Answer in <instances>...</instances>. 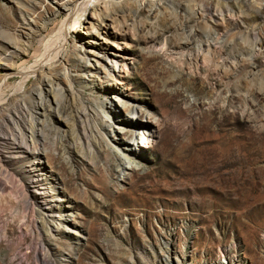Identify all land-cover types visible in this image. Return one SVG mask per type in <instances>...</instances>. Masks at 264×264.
<instances>
[{
  "label": "rangeland",
  "instance_id": "obj_1",
  "mask_svg": "<svg viewBox=\"0 0 264 264\" xmlns=\"http://www.w3.org/2000/svg\"><path fill=\"white\" fill-rule=\"evenodd\" d=\"M85 1L0 0V264H264V0Z\"/></svg>",
  "mask_w": 264,
  "mask_h": 264
},
{
  "label": "bare ground",
  "instance_id": "obj_2",
  "mask_svg": "<svg viewBox=\"0 0 264 264\" xmlns=\"http://www.w3.org/2000/svg\"><path fill=\"white\" fill-rule=\"evenodd\" d=\"M97 2L98 0H87V1H85V3L78 9V10H73L72 11V13H71V18L72 17H74V25L77 23L78 24V22H79V17H80V15H82V12H84L85 10H86V7L90 4V3H92V5H93V2ZM101 1V0H100ZM144 1V0H143ZM146 1V3H147V5H148V3H149V0H145ZM153 0H151V2H152ZM155 1V0H154ZM153 1V2H154ZM146 3H145V7H147V5H146ZM149 6V5H148ZM186 8H184V10H185ZM232 10V8H230V11ZM213 12V11H212ZM221 15H223L222 13H221ZM219 17V16H218ZM70 18V19H71ZM70 21V20H69ZM69 26V25H68ZM65 29V28H64ZM67 28H66V30H65V33L64 34H62L61 35V38H59V37H57V38H59V40L57 41V42H64V43H66V39H65V36H66V34H67ZM62 33V32H61ZM58 45V44H57ZM56 46V44H49V45H47L45 48H44V50L42 51V53H41V55H40V57L38 58V60L36 61V63H32V64H30L25 70H24V73H25V71H27L29 74H31V73H35L40 67H42L46 62L48 63V65H50L52 62L54 63L55 61V59H56V57H57V54L60 52V50L59 49H55L54 47ZM44 67H45V65H44ZM29 69H31V70H29ZM8 76L10 75V74H12L11 72H5ZM26 74V73H25ZM29 74H28V76H26V77H24V79L23 80H28V77H29ZM35 75V74H34ZM7 80V79H6ZM17 90H19V89H17ZM50 93V92H49ZM4 95V96H3ZM40 95H43L42 93H40ZM46 96H47V93H46ZM8 100V98L6 97V94H2V98H1V95H0V143L2 142V141H4V143H5V137H6V135H7V129L8 128H10L11 129V127H10V125H12V127H13V125L14 126H16V125H18V126H21L22 128H27V126L29 125V122H30V117H32L33 119V123H34V125H35V122H38V128H37V131H36V135H37V139H34V138H31V140H30V138H28V141H27V147L26 146H21L20 144H19V136L16 134L15 136H14V138L13 139H11V142H6L5 144H6V146L8 147V148H14L15 146L17 147V145H18V148L24 153V155H26L27 156V154H28V152H27V150H28V147L30 146L29 144H28V142L29 141H31L32 142V144H34V143H36V147H37V149H40V150H42V151H44V150H47V145L49 144V143H39V140H40V137H41V135L40 134H46V132H48L47 134H46V138H48V136L50 135V132L53 130V128H51L50 130L49 129H47V126H45V121L44 120H42V116H40V117H37L35 114H33V109H34V106H33V104H31V102L29 101V103H30V106L28 107V108H25V106L23 105V104H21L20 105V107H16V106H14L13 108H11V109H9V112L11 113H13V117H12V119H9V124H7V127H4L3 125H2V123H1V117H3V115H1L2 114V107H3V105H5L6 103V101ZM28 99L26 98V100H24L26 103H28V101H27ZM28 103V104H29ZM44 103V102H43ZM42 103V101L38 104V108H36V109H38V110H42L43 109V106L45 107V104H43ZM57 103V102H56ZM11 104H7V106L8 107H11L10 106ZM36 107V106H35ZM13 109V110H12ZM41 115V114H40ZM85 115V114H84ZM86 116V115H85ZM10 117H11V115H10ZM124 123H125V121H124ZM13 129V128H12ZM141 137H142V140H143V142H144V145L146 144H148V137H146L145 136V133H141ZM37 140V141H36ZM143 146V145H142ZM132 157H134V156H136L135 154H132L131 155ZM46 157L49 159L50 157H51V155H50V153H47L46 152ZM40 165V170L41 171H45L44 170V168H43V166L41 165V164H39ZM35 172L36 171H34V170H30L29 169V171H28V174L30 175V177H32V176H35ZM32 183H35V184H40V187L42 188H44V189H46L47 191H48V182H47V178H43V179H40L38 182H37V179H36V181L35 180H33L32 181ZM24 189V188H23ZM23 192H25V191H23ZM45 193H47V194H49L48 192H45ZM40 194H43L44 195V193H40ZM30 202H27L26 204H27V206H28V209H29V211H30V216L34 219V217L37 215V211L35 210V208H34V204L32 205V203H30ZM36 206V205H35ZM34 244L35 243H33V246H34ZM34 248V247H33ZM46 263H48V261L46 262Z\"/></svg>",
  "mask_w": 264,
  "mask_h": 264
}]
</instances>
